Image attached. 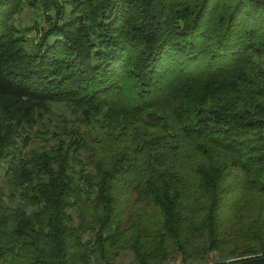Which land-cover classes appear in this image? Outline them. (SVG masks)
Returning <instances> with one entry per match:
<instances>
[{
  "label": "trees",
  "instance_id": "16d2710c",
  "mask_svg": "<svg viewBox=\"0 0 264 264\" xmlns=\"http://www.w3.org/2000/svg\"><path fill=\"white\" fill-rule=\"evenodd\" d=\"M53 103L74 119L19 149ZM3 159L0 264L264 255V0H0Z\"/></svg>",
  "mask_w": 264,
  "mask_h": 264
},
{
  "label": "rangeland",
  "instance_id": "374dc122",
  "mask_svg": "<svg viewBox=\"0 0 264 264\" xmlns=\"http://www.w3.org/2000/svg\"><path fill=\"white\" fill-rule=\"evenodd\" d=\"M18 23L21 27L26 28V36L28 38V46L31 47L37 42L40 37L49 29V22L45 16V14L40 11H34L30 7H27L23 13L18 16ZM73 120L74 115L72 111L67 107L65 103H53L50 105V111L45 113L43 119H39L36 125L33 127H26L22 131V135L27 137L28 140L25 141L27 143L22 144L19 149H23V151H28L33 148H44L49 147L50 145L57 142L53 133L55 131H59L64 124V120ZM89 127L81 125V132H88ZM6 159H3L0 162V185L3 184V173L6 167ZM128 179L124 178L122 181H119L118 188L121 196H123L127 203L124 205L122 210L123 216L128 218L130 214V210L133 208V200L135 197V193L131 192L129 186L123 188ZM19 199L16 202L12 203L13 205H17ZM129 203V204H128ZM132 207V208H131ZM228 247L223 250L217 249L207 252L206 254L199 257L185 256L182 251H176L173 253L168 260L161 264H215L220 261H232L234 259H242L243 257H231L229 255ZM247 256L244 257V259ZM135 262V253L129 249H121L118 256L114 260V264H134ZM100 264H105L104 262H100Z\"/></svg>",
  "mask_w": 264,
  "mask_h": 264
},
{
  "label": "water",
  "instance_id": "95a60500",
  "mask_svg": "<svg viewBox=\"0 0 264 264\" xmlns=\"http://www.w3.org/2000/svg\"><path fill=\"white\" fill-rule=\"evenodd\" d=\"M228 264H264V255L240 259L238 261L230 262Z\"/></svg>",
  "mask_w": 264,
  "mask_h": 264
},
{
  "label": "built area",
  "instance_id": "2783aa9c",
  "mask_svg": "<svg viewBox=\"0 0 264 264\" xmlns=\"http://www.w3.org/2000/svg\"><path fill=\"white\" fill-rule=\"evenodd\" d=\"M200 264H202V263H200Z\"/></svg>",
  "mask_w": 264,
  "mask_h": 264
}]
</instances>
